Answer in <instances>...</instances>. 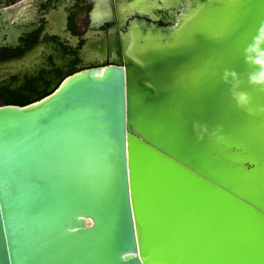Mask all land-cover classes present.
I'll return each mask as SVG.
<instances>
[{"label": "water", "instance_id": "95a60500", "mask_svg": "<svg viewBox=\"0 0 264 264\" xmlns=\"http://www.w3.org/2000/svg\"><path fill=\"white\" fill-rule=\"evenodd\" d=\"M118 19L109 65L0 107V264H264V0Z\"/></svg>", "mask_w": 264, "mask_h": 264}, {"label": "flooded vegetation", "instance_id": "af4514ba", "mask_svg": "<svg viewBox=\"0 0 264 264\" xmlns=\"http://www.w3.org/2000/svg\"><path fill=\"white\" fill-rule=\"evenodd\" d=\"M116 3L27 0L0 9V107L34 104L122 54Z\"/></svg>", "mask_w": 264, "mask_h": 264}, {"label": "bare ground", "instance_id": "6f19581e", "mask_svg": "<svg viewBox=\"0 0 264 264\" xmlns=\"http://www.w3.org/2000/svg\"><path fill=\"white\" fill-rule=\"evenodd\" d=\"M216 0H202L195 5L194 0H117V9L120 23L123 24L130 16H151L168 22V29L175 31L192 19L194 15L203 11L208 5ZM125 22L124 26L126 25ZM130 44L136 39L145 41H159L162 36L160 32H154L137 20L131 21L128 27ZM125 42V39H124ZM126 45V42H125ZM128 45V43H127ZM126 45V47H127ZM126 53H129L128 47ZM104 70V69H101ZM90 222V220H87Z\"/></svg>", "mask_w": 264, "mask_h": 264}, {"label": "clouds", "instance_id": "9594fccd", "mask_svg": "<svg viewBox=\"0 0 264 264\" xmlns=\"http://www.w3.org/2000/svg\"><path fill=\"white\" fill-rule=\"evenodd\" d=\"M227 79V77L225 78ZM255 80L256 77H253ZM261 79H264V76L261 77ZM234 99L236 100V103L238 106H246L249 103V98L246 93L240 92V93H234ZM201 132H206L207 129L205 127L200 128Z\"/></svg>", "mask_w": 264, "mask_h": 264}, {"label": "rangeland", "instance_id": "374dc122", "mask_svg": "<svg viewBox=\"0 0 264 264\" xmlns=\"http://www.w3.org/2000/svg\"><path fill=\"white\" fill-rule=\"evenodd\" d=\"M27 0H0V9Z\"/></svg>", "mask_w": 264, "mask_h": 264}]
</instances>
